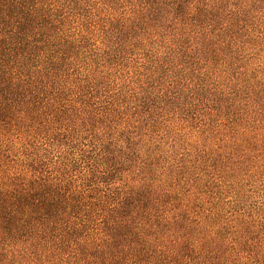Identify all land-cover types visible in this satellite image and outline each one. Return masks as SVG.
<instances>
[{
	"label": "trees",
	"instance_id": "trees-1",
	"mask_svg": "<svg viewBox=\"0 0 264 264\" xmlns=\"http://www.w3.org/2000/svg\"><path fill=\"white\" fill-rule=\"evenodd\" d=\"M0 264H264V0H0Z\"/></svg>",
	"mask_w": 264,
	"mask_h": 264
}]
</instances>
